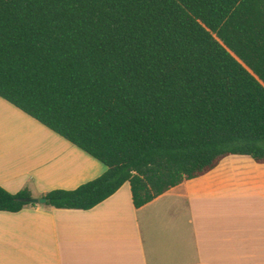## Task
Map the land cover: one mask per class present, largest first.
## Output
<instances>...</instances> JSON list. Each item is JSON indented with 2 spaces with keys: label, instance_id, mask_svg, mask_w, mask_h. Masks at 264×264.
<instances>
[{
  "label": "trees",
  "instance_id": "1",
  "mask_svg": "<svg viewBox=\"0 0 264 264\" xmlns=\"http://www.w3.org/2000/svg\"><path fill=\"white\" fill-rule=\"evenodd\" d=\"M0 97L108 169L44 195L140 208L230 155L264 163V0H0ZM32 197L0 185V211Z\"/></svg>",
  "mask_w": 264,
  "mask_h": 264
},
{
  "label": "crops",
  "instance_id": "2",
  "mask_svg": "<svg viewBox=\"0 0 264 264\" xmlns=\"http://www.w3.org/2000/svg\"><path fill=\"white\" fill-rule=\"evenodd\" d=\"M108 167L0 97V185L44 197ZM0 264H264V163L230 155L137 208L131 185L88 209L0 211Z\"/></svg>",
  "mask_w": 264,
  "mask_h": 264
},
{
  "label": "water",
  "instance_id": "3",
  "mask_svg": "<svg viewBox=\"0 0 264 264\" xmlns=\"http://www.w3.org/2000/svg\"><path fill=\"white\" fill-rule=\"evenodd\" d=\"M27 202H31V203H46L47 199L45 197H41V198H36V197H30L26 199Z\"/></svg>",
  "mask_w": 264,
  "mask_h": 264
},
{
  "label": "rangeland",
  "instance_id": "4",
  "mask_svg": "<svg viewBox=\"0 0 264 264\" xmlns=\"http://www.w3.org/2000/svg\"><path fill=\"white\" fill-rule=\"evenodd\" d=\"M36 198H38V197H36Z\"/></svg>",
  "mask_w": 264,
  "mask_h": 264
}]
</instances>
